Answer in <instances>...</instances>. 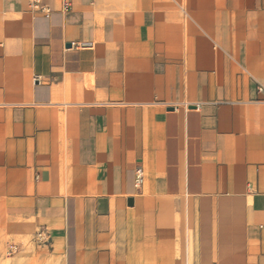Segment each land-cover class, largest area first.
Here are the masks:
<instances>
[{
    "label": "crops",
    "instance_id": "obj_1",
    "mask_svg": "<svg viewBox=\"0 0 264 264\" xmlns=\"http://www.w3.org/2000/svg\"><path fill=\"white\" fill-rule=\"evenodd\" d=\"M69 2L0 0V264H264V0Z\"/></svg>",
    "mask_w": 264,
    "mask_h": 264
},
{
    "label": "built area",
    "instance_id": "obj_2",
    "mask_svg": "<svg viewBox=\"0 0 264 264\" xmlns=\"http://www.w3.org/2000/svg\"><path fill=\"white\" fill-rule=\"evenodd\" d=\"M61 6H62V10L63 11H68L70 9V2L69 0H61ZM30 7L34 8L35 10H38L40 13H43L45 15H48L49 14V9L43 7L42 5H40L39 2L37 1H32L29 3ZM136 179L138 180V182L141 180V173L140 171L137 172V175H136ZM38 239H42L41 236L39 235ZM17 250L16 246L14 245H10L8 247V252L9 253H15Z\"/></svg>",
    "mask_w": 264,
    "mask_h": 264
}]
</instances>
